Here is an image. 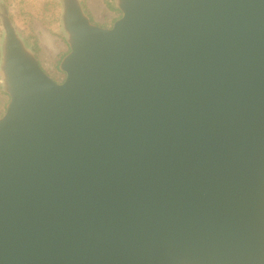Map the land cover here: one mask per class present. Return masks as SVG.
I'll use <instances>...</instances> for the list:
<instances>
[{"label":"water","instance_id":"obj_1","mask_svg":"<svg viewBox=\"0 0 264 264\" xmlns=\"http://www.w3.org/2000/svg\"><path fill=\"white\" fill-rule=\"evenodd\" d=\"M62 82L0 1V264H264V0H60Z\"/></svg>","mask_w":264,"mask_h":264},{"label":"rangeland","instance_id":"obj_2","mask_svg":"<svg viewBox=\"0 0 264 264\" xmlns=\"http://www.w3.org/2000/svg\"><path fill=\"white\" fill-rule=\"evenodd\" d=\"M3 1L22 35L32 46L38 45L39 51L36 54L42 68L54 80L62 82L66 75L59 66L63 57L70 51V46L62 30L60 0ZM81 1L91 20L100 26L111 27L122 16L115 0ZM1 33L0 19V36ZM9 101L10 96L0 86V117L5 114Z\"/></svg>","mask_w":264,"mask_h":264},{"label":"trees","instance_id":"obj_3","mask_svg":"<svg viewBox=\"0 0 264 264\" xmlns=\"http://www.w3.org/2000/svg\"><path fill=\"white\" fill-rule=\"evenodd\" d=\"M111 7H112V6H111ZM33 47H34V49H35L36 53H38V51H39V47H38V45H37V44H35Z\"/></svg>","mask_w":264,"mask_h":264}]
</instances>
